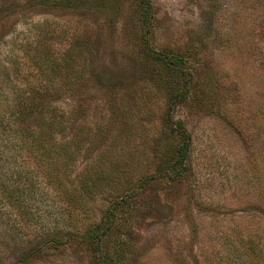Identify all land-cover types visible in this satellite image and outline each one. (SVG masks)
I'll return each mask as SVG.
<instances>
[{
	"label": "rangeland",
	"instance_id": "rangeland-1",
	"mask_svg": "<svg viewBox=\"0 0 264 264\" xmlns=\"http://www.w3.org/2000/svg\"><path fill=\"white\" fill-rule=\"evenodd\" d=\"M54 1L0 0V118L21 88L67 90L41 97L66 113L57 139L69 140V149L83 143L60 175L85 204L69 213L47 175L55 166L26 152L28 177L37 184L33 212L13 224L0 207V262L16 260L14 245L105 226L114 198L161 172L115 215L104 239L113 264H264V0H151L146 14L143 0H75L78 8ZM149 49L182 57L178 74ZM183 86L187 97L169 110L171 93ZM178 120L190 148L173 180L168 152L187 137ZM98 174L112 185L84 195L83 179ZM11 224L17 233L8 232ZM47 246L50 256L28 263H100L83 242Z\"/></svg>",
	"mask_w": 264,
	"mask_h": 264
},
{
	"label": "trees",
	"instance_id": "trees-1",
	"mask_svg": "<svg viewBox=\"0 0 264 264\" xmlns=\"http://www.w3.org/2000/svg\"><path fill=\"white\" fill-rule=\"evenodd\" d=\"M150 1L151 0L142 1L145 14L147 13L146 10L149 7ZM54 4L60 5L63 8L70 6L78 8L75 0H55ZM97 7L98 6L94 8L97 9ZM147 54L148 56L155 58L162 67H167L174 73V76L180 71V62L184 60L180 56L168 58L163 52L154 51L152 49H149ZM38 63L39 68L42 71H46L47 64L44 62ZM50 71L52 72H50L49 75L55 76L57 71L55 65L51 67ZM86 71L87 70H85V72ZM93 71L94 69L91 72ZM170 71H168V73H171ZM51 81L54 82V79H48V82ZM52 88H54L52 94L55 93L61 95L63 94V91H67L64 90V88L54 85H48V87L43 85L41 88H32L30 90H26L25 88L19 89L15 101L13 103L11 102L12 104L7 103L6 105L9 108L7 115L0 118V145H2L0 151L6 156V161L0 164V207L7 209L9 212L8 219L12 220L13 224L15 221L19 222V219L22 220V217L27 218V216L33 212L30 194L37 191L36 182L28 177L27 170H30V167H28L29 164H27V161L30 156H25L24 154L26 152L33 154L34 156L32 157H40L43 161H46L47 164L55 166L56 170H53L54 174L47 173V175L55 177L53 180L57 183L56 187L60 188L68 199L70 203L68 205L69 213L74 214L78 207L85 204L83 198L76 197L73 194L72 190L67 187L63 177L60 175V166L67 167L66 174L67 169L72 165L71 162L76 159V156L81 151L80 149H82L81 145H83V143H77L75 148L69 149V140L57 139L56 135L66 129L64 122L66 113L56 109L53 100L48 101L43 98V96L41 97V95H49ZM27 93L36 94L40 96V99H37L34 95L29 97L30 95ZM188 93L189 92L184 90V86L173 91L170 96L171 102L169 110L172 106L181 103L183 99L187 97ZM66 103L71 105L68 101H66ZM77 105V110L83 111V105L81 103ZM166 120H172L171 116H167ZM178 123H180L182 127L179 126ZM175 125L176 129L182 133V135H187V137H185L183 142L173 150V153L168 152L169 158L171 159V166L169 172H167V176L173 180L182 174L184 163L189 158L190 148L189 133L187 134V130L184 128L183 123L178 120ZM19 157L21 158L20 160H22V163H16V165H14L8 161L10 158L12 161H18ZM23 162H26V164ZM24 166L26 167L24 168ZM160 174L161 172H157L155 174L144 176L137 187H131L121 194L120 197L114 198L108 207L107 216L109 217V221L105 226L99 222H94L80 235L73 231L72 233L67 234L66 240L59 238V236L54 234L46 240L45 244L31 245L29 247L19 248V250L14 249V245L12 248L16 260L8 264H29V260L35 256H50V252L46 249L48 248L47 245H49V249H52L51 251H55L60 245H65L69 240L79 241L89 245L93 250V253L98 256L99 264H113L115 256L104 247V239L110 235L113 222L115 221V215L117 212L125 209V201H127V196L129 194L137 191L138 187L141 188L149 185L153 178H157ZM101 175H90L83 179L80 187L83 190L84 195L93 194L96 189H102L105 185H112L111 181L107 183L104 182L103 185V181L101 180H103L105 176L101 178ZM51 178L48 177V179ZM114 189L115 187H113V190ZM2 196L6 197L8 201H3ZM13 224H11L12 231L8 230V232L10 231V234L13 233V231L17 233L18 230ZM70 231L71 230L68 232ZM117 242L120 243V241ZM2 246L3 245L0 243V248H2ZM114 252L119 254V248ZM0 264L4 263L0 262ZM240 264H255V260L251 259L249 262L242 261Z\"/></svg>",
	"mask_w": 264,
	"mask_h": 264
}]
</instances>
